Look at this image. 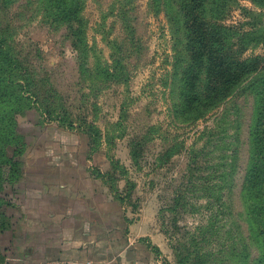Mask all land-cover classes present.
Instances as JSON below:
<instances>
[{
    "label": "rangeland",
    "instance_id": "374dc122",
    "mask_svg": "<svg viewBox=\"0 0 264 264\" xmlns=\"http://www.w3.org/2000/svg\"><path fill=\"white\" fill-rule=\"evenodd\" d=\"M80 1L79 20H69L71 15L58 16L41 0H0L8 50L0 64L6 76L36 95L28 102L31 109L16 114L15 133L23 137L25 152L13 157L15 145L5 152L18 161L21 174L11 182L8 174L4 182L0 177V197L9 203L0 206L9 220V228L0 230V264L52 260L49 230L39 234L51 220L33 208L44 193L39 184L33 194L38 177L50 175L88 195L95 190L89 199L95 205L112 194L98 177L103 172L129 194L123 206L137 220L139 235L155 239L149 240L150 254L139 247L142 263L179 264L189 252L196 261L191 256L188 264H234L236 246L246 247L249 264H261L243 191L256 109L249 79L202 118L187 121L175 105L183 93L174 74L176 49L186 56L183 0ZM202 15L213 27L208 58L232 50L233 62L264 66L261 0H216ZM253 30L255 35L242 37ZM198 51L189 49L190 57ZM10 57L16 62H6ZM112 161L126 173L113 171Z\"/></svg>",
    "mask_w": 264,
    "mask_h": 264
},
{
    "label": "trees",
    "instance_id": "16d2710c",
    "mask_svg": "<svg viewBox=\"0 0 264 264\" xmlns=\"http://www.w3.org/2000/svg\"><path fill=\"white\" fill-rule=\"evenodd\" d=\"M41 1L44 3L45 9L51 8L54 14L58 16L71 15L69 20H79L78 7L80 0ZM191 2L183 0L182 3L185 24L183 45L186 49V56H183L181 49H176L175 52L176 68L174 74L178 75L177 85L183 90L182 96L179 98L178 103L175 104L177 106L176 112L185 116L186 120L190 122L200 119L211 109L219 106L231 92L249 79V86L253 89L256 96V109L250 128V162L246 169L243 191L248 214L251 217L254 231L257 233L261 244L263 260L260 259L259 263L264 264V66L261 68L252 67L258 62L249 59L233 62L232 50L229 55L217 56L214 54L213 59L208 58L206 51L210 48L208 38L211 33L209 31H212L213 27L205 19V15L202 14L205 10H213L216 0H191ZM261 2L264 4L263 0ZM218 6V9L216 8L218 12H223L225 5L220 3ZM202 27L203 30L201 31ZM71 30L74 34L75 32H81L79 28L74 29L72 27ZM256 31L246 32L242 34V37L246 38L255 35ZM200 32L205 35L204 39L201 35L197 37ZM214 34L216 35L217 32ZM5 39V34L0 29V53L2 54L0 59L8 51L3 43ZM191 48L199 50L193 53V57L189 55V49ZM193 59H195V63L190 64ZM6 62L16 61L10 57ZM20 67L22 68V65ZM0 68V177L1 181L4 182V177L8 174L9 182H11L13 179L18 180L21 173L17 171L18 161L15 158L12 159V157L6 156V148L13 145L16 146L12 150L13 157L20 156L25 152L27 145L23 144V137L17 136L15 133V127L18 124L16 114L25 108L31 109L28 102L31 99L36 100V95L24 91V85L21 81L19 83L17 79H11L6 76L8 70L5 65L0 64ZM15 71L17 72V70ZM13 101L24 103V105L20 106V104L17 107ZM32 109L34 108L32 107ZM47 112L49 111L47 110ZM69 127H73V125ZM131 152L135 154L133 150ZM133 161H136L135 157H133ZM112 166L113 171L121 170L124 174L126 173L125 168L121 167L117 161H112ZM99 175L107 182L109 190L115 198L122 204L126 203L129 194H123L117 189V185L114 182L111 183L107 180L110 175L109 172L99 173ZM222 176H225V174ZM113 179L115 180V178ZM221 180L225 181L224 178ZM131 187L133 188V185ZM212 187L218 189L220 185L216 183L212 184ZM179 189L176 187L174 190L175 195ZM3 205H9V203L4 201L3 197H0V206ZM0 218V230L5 231L9 228V220L3 213H0ZM242 244L244 243L242 242ZM191 256L194 255L189 252L184 256H179V264H188ZM231 257L234 260V264H249L250 261V255L246 252V247L237 248L233 246ZM194 260L196 261L195 256Z\"/></svg>",
    "mask_w": 264,
    "mask_h": 264
},
{
    "label": "crops",
    "instance_id": "0c3cea01",
    "mask_svg": "<svg viewBox=\"0 0 264 264\" xmlns=\"http://www.w3.org/2000/svg\"><path fill=\"white\" fill-rule=\"evenodd\" d=\"M52 178L47 174L38 177L33 189L34 194L36 185L40 184L44 191L33 208H38L39 214L48 215L51 220L40 226L39 233L42 235L49 230L51 236L48 243L52 260L47 263L148 264L139 260V247L148 255L149 240L153 244L155 239L151 235H139L137 220L127 214L113 194L103 196V203L92 205L89 199L97 195L94 189L88 195L82 188L66 189L69 183L58 184ZM78 202L84 204L78 205ZM78 207L81 208L78 210ZM142 243L147 246L142 248Z\"/></svg>",
    "mask_w": 264,
    "mask_h": 264
},
{
    "label": "built area",
    "instance_id": "2783aa9c",
    "mask_svg": "<svg viewBox=\"0 0 264 264\" xmlns=\"http://www.w3.org/2000/svg\"><path fill=\"white\" fill-rule=\"evenodd\" d=\"M47 264H68V263H62V262H60V263H47Z\"/></svg>",
    "mask_w": 264,
    "mask_h": 264
}]
</instances>
